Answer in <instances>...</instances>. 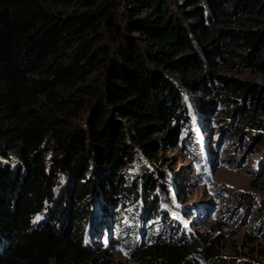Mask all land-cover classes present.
<instances>
[{
  "label": "trees",
  "instance_id": "obj_1",
  "mask_svg": "<svg viewBox=\"0 0 264 264\" xmlns=\"http://www.w3.org/2000/svg\"><path fill=\"white\" fill-rule=\"evenodd\" d=\"M74 2L79 7L69 9ZM226 2L0 0V264H112L86 233L95 199L108 197L122 212L140 205L136 223L162 218L144 249L133 243L148 226L113 218L119 235L131 236L133 259L228 264L215 254L217 236L176 237L163 228L171 219L156 188L167 172L158 154L165 141L153 135L172 140L178 125L190 128L194 111L225 97L214 91L225 81L216 59L240 45L214 25L229 13ZM248 34L243 45L254 51L241 62L263 69L264 34ZM247 125L264 143L263 125L252 115ZM191 143L201 164L205 154ZM137 152L144 162L128 181ZM101 221L93 235L105 232Z\"/></svg>",
  "mask_w": 264,
  "mask_h": 264
},
{
  "label": "rangeland",
  "instance_id": "obj_2",
  "mask_svg": "<svg viewBox=\"0 0 264 264\" xmlns=\"http://www.w3.org/2000/svg\"><path fill=\"white\" fill-rule=\"evenodd\" d=\"M254 2L255 6L250 7L238 0H227L225 11L229 13L221 22L214 23L216 27L226 28L227 37L238 36L240 44L224 56L226 60L216 59V72L225 81H215L214 91L225 97L218 99L202 114L196 115L194 111L190 116V128L178 125L172 140L166 141L160 133L153 134L165 141L162 145L164 150L158 154L163 153L160 160L167 172L159 182H155L159 184L156 192L164 215L171 219V224L170 220L163 221V228L174 232L176 237L182 233L194 236L201 232L217 236L215 254L228 264H264V143L258 138L259 130L247 125V118L252 115L263 125L261 131H264V68H252L241 62L243 55L254 51H250L252 46L243 45L249 36L248 31L264 34V0ZM118 6L123 13L124 5ZM78 7L74 2L69 9ZM257 55L264 63V46ZM237 61L239 64H235ZM231 83L235 85L234 92L228 89ZM237 93L240 95L238 99ZM197 94L203 95L199 91ZM203 97L207 100L215 96ZM227 109L230 110L229 115L225 114ZM192 141H198L199 151L205 154L201 164L191 156V151H197ZM135 157L137 161L130 163L124 171L128 181L133 170L136 171L140 162H144L140 152ZM111 200L108 197L105 204L103 199H95L92 205L86 233L96 243L95 251L104 250L101 256L105 255L104 259L112 264H162L160 261L132 258L126 249L131 244V236L119 235L120 229H117L120 227L113 218L121 215V221L136 223L132 216L136 217L135 212L141 207L139 205L140 209L134 212L131 207L122 212ZM111 207L119 215H112ZM100 219L105 232L93 235L92 227ZM160 220L161 217L156 222ZM156 222L146 216L136 223L135 229L148 226V236L139 245L135 240V248L144 249L152 245L149 237L159 225ZM152 225L154 227H150ZM151 235L158 236L156 232Z\"/></svg>",
  "mask_w": 264,
  "mask_h": 264
}]
</instances>
